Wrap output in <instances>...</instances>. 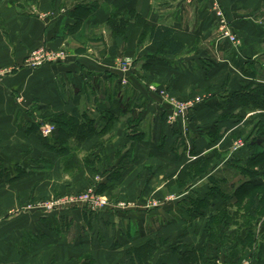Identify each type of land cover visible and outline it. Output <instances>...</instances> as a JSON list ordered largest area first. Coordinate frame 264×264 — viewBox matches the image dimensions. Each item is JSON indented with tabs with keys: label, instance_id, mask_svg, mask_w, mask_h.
<instances>
[{
	"label": "crops",
	"instance_id": "1",
	"mask_svg": "<svg viewBox=\"0 0 264 264\" xmlns=\"http://www.w3.org/2000/svg\"><path fill=\"white\" fill-rule=\"evenodd\" d=\"M80 1L0 0V67H18L36 47L66 49L65 58L58 63L37 69L23 67L0 81V163L9 168L16 164L34 167L27 177L11 183L0 177V264H118L124 249L139 246L148 238L168 241L150 264H179V256L170 251V244L186 251L206 240V217L187 212L186 204L190 200L187 197L204 195L208 175L196 179L188 191L176 187L167 193L163 179L174 178L185 163L211 155L214 148L225 161L235 153L237 158L246 157L242 156L247 152L244 140L235 136L236 131L246 129L244 121L259 111L236 106L230 94L252 82L264 83L258 76L259 68H264L255 60L262 43L261 26L256 24L261 18V0H217L242 40L238 46L217 41V16L211 0H90L96 5L93 14L75 25L70 11ZM129 8L149 26L171 29L172 39L184 44L186 50L170 55L158 50L148 37L139 41L141 29L132 21L124 34L112 35L107 25L110 12L124 13ZM41 12L49 14L40 17ZM254 26L256 32H250ZM122 57L131 61L128 73L117 66ZM156 86L180 101L197 96L199 102L185 113L194 114L189 122L183 121L186 126L179 123L182 117L168 119L173 115L172 104ZM39 105L53 112L85 111L95 120L98 130L103 129L110 114L117 116L113 127L100 133L98 139L110 135L104 155L107 151L118 153L109 161L121 163L125 170L119 180L107 181L105 193L135 199L131 208L118 211L120 208L115 207L93 214L88 223L83 209H61V216L72 220L65 226L55 222L58 218L24 210L27 201L57 191L63 163L71 158L75 167H80L81 155L87 152L82 149L89 147L87 143L75 153L59 156L48 151L36 134H27L28 123L40 118L35 111ZM138 112L141 122L136 131L143 133V139L131 142L126 121ZM226 113L243 116L242 122H217ZM216 124L223 136L214 146L205 137L196 136V129H212ZM177 135L186 145L185 150L184 146L177 148L176 156L171 146ZM191 140L197 155L189 154ZM238 141L241 144L235 147ZM92 149L90 158L97 160L98 168L104 167L107 157L94 146ZM224 160L217 164L219 169L214 175L223 183H233L235 171L224 166ZM81 169L76 180L68 181L73 190L82 189L93 174L86 167ZM154 199H158L155 205L149 202ZM215 201V206L206 212L224 208L223 201ZM224 205L227 212L234 211ZM260 224L261 219L254 241L245 238L247 232L241 219L229 225L226 230L230 236L223 243L246 248L249 255L238 261V250L236 255L228 256L227 264L245 260L264 264V230L261 236ZM215 247L216 242L211 243L201 260L195 261L217 264L215 258L225 259L228 251ZM90 257L91 261L84 260Z\"/></svg>",
	"mask_w": 264,
	"mask_h": 264
},
{
	"label": "trees",
	"instance_id": "2",
	"mask_svg": "<svg viewBox=\"0 0 264 264\" xmlns=\"http://www.w3.org/2000/svg\"><path fill=\"white\" fill-rule=\"evenodd\" d=\"M108 3L113 0H105ZM130 1V0H124ZM83 3L81 0L75 4L70 11L72 18L75 20L74 24L79 25L83 20L93 14L96 5L90 3ZM132 21L134 24L140 27V39L139 41L148 37L151 43L158 50H165L170 55H178L183 53L186 48L181 42H178L171 37L172 30L168 27L158 26L151 27L147 24L146 20L134 9H126L124 13L112 11L107 19V25L109 26L112 35L124 34L127 24ZM246 74H250L248 71H244ZM230 98L233 99L236 106L245 108L250 111L261 110L256 112L249 119L244 121L245 128L243 131H236V137H241L245 143V150L247 151L246 157H228L226 161L223 154L217 149L212 150L211 155H204L196 158L193 161L185 163L182 168L175 174L173 179L174 184L179 189H187L191 184L201 177L207 176V189L203 196L189 198L187 201V212H192L195 216H205V233L206 240L204 244L198 248H191L186 251H180L172 244L169 245L170 251L179 256V264H202L195 261L201 260L202 255L209 249L210 244L216 242L217 250H227L228 253L225 257V261L228 256L236 255L240 250L238 261L246 257L248 250L246 248H236L231 245L223 243V239L230 236L226 229L229 225H233L238 219H241L245 224L247 239L254 241L257 239L255 234L257 232L256 225L260 223L261 219V236L264 230V83H249L241 89L234 91L230 94ZM47 106L39 105L35 107V111L41 116L43 122H53L56 126V130L50 137H43L39 132V126L34 121L28 123L26 132L34 133L40 138L43 146L48 151H51L59 156H68L71 152L75 153L77 147L87 142L94 136H98L103 131H109L115 122L117 116L110 114L102 130H98L95 124V120L88 115L85 111L79 112L74 109L70 112L58 111L53 112L48 110ZM140 112L136 113L126 121V128L131 129L127 137L133 142L134 140H142L143 133L136 131V128L140 126ZM243 116L236 113H226L222 115L217 122L229 121L232 124L242 121ZM196 136H203L207 139L210 146H214L218 140L223 136L222 129L217 124L205 129H196ZM235 132V134H236ZM196 136H193L192 140ZM192 142L190 149L191 155H197L195 145ZM185 141L180 135L175 137L171 150L177 156V148H183L185 150ZM47 161L46 159H44ZM42 160V161H44ZM225 161L224 166L232 167L235 174H241L242 179L233 183H223L222 179L218 180L214 175V171L219 168L217 164ZM93 159L89 155L83 158L80 167H75L71 158L65 161L66 169L70 171L81 170L86 167L92 171V173L98 171V167L92 164ZM216 167V168H215ZM33 166L24 167L16 164L13 168H9L1 165L0 163V177L4 176L7 183L23 179L32 173ZM107 188L106 183H100L97 186V192L103 193ZM215 199L223 201V209L218 208L216 212H206L211 207L215 206ZM185 200V199H184ZM183 201V200H182ZM226 206L232 207L234 211L229 213L225 209ZM239 212H242L238 214ZM237 239V237H236ZM167 239L148 238L143 244L139 246H130L123 250L122 256L118 264H150L151 259L157 254V252L167 244ZM230 260V257H229ZM157 264H166L159 262ZM206 264V263H203Z\"/></svg>",
	"mask_w": 264,
	"mask_h": 264
},
{
	"label": "rangeland",
	"instance_id": "3",
	"mask_svg": "<svg viewBox=\"0 0 264 264\" xmlns=\"http://www.w3.org/2000/svg\"><path fill=\"white\" fill-rule=\"evenodd\" d=\"M261 18H258L257 19V25L258 26H261V45L259 46V48L258 49H260V51L257 53V56L255 57V60L258 62V64L259 65H262L263 66V68H264V36H263V38H262V35L264 34V0H261ZM42 14H39V16L40 17H45L46 15L48 16V14H49V12L48 13H43V12H41ZM224 13V12H223ZM225 15V14H224ZM226 17V16H225ZM255 24V25H256ZM229 26H230V29H231V32L234 34V35H236V32L235 31H233V27H232V25H231V23L229 22ZM236 28H238V26H236ZM254 28H255V26L252 28V30H250V32L252 31V32H256L255 30H254ZM256 29V28H255ZM238 30V29H237ZM236 30V31H237ZM218 33V23H217V31H216V34ZM237 36V38H238V40H239V43L238 44H236V46H238L239 44H241L242 43V40L241 39H239V36L238 35H236ZM139 39H140V34H139ZM217 41H222V44H223V41L225 42V41H227V40H217ZM227 42H229V41H227ZM230 43V42H229ZM218 44H220V42L218 43ZM225 44V46H226V49H230V47L228 46V44L227 43H224ZM224 46V47H225ZM252 46V45H251ZM252 47H257V46H252ZM251 47V48H252ZM38 48H41V47H36V48H34V49H32V50H35V49H38ZM49 49V48H48ZM257 49V48H256ZM32 50H30V51H32ZM55 50H58V49H55ZM59 50H63L64 52H65V54H66V49H65V47H61V48H59ZM58 50V51H59ZM29 51V52H30ZM29 52L27 53V55H26V57L28 56V54H29ZM26 57L24 58V60L22 61V64L21 65H19L18 67H9V66H2V67H0V69H9V68H13L12 70H11V72L9 73V74H7V76L6 77H8V76H10V75H12L16 70H18V69H21V68H23L24 66H23V62L25 61V59H26ZM122 60H126V61H128L129 62V65H130V59L128 58V57H122V58H120L118 61H117V66L119 67V65H121V62H122ZM58 63V62H57ZM49 64H51V63H49ZM128 65V71L127 72H125V73H128L129 71H130V66ZM16 66V65H15ZM24 68H26V67H24ZM121 71H123V70H121ZM259 78H263L264 79V70H261V67L259 68ZM3 79H5V78H3ZM2 79V80H3ZM154 86V85H153ZM157 87V86H156ZM157 91L160 93L161 91H163L164 93H165V95H166V97H169V93H168V91L166 92L165 90H163V89H161L160 87H157ZM173 96V95H172ZM174 97V96H173ZM175 99L177 100V101H179L180 103H185L186 105H187V103H188V108H187V110H186V112L191 108V109H193L194 108V106L196 105V103H198L199 102V99L197 98V96H195V97H193V98H191V99H188V100H184V101H180V100H178L176 97H175ZM191 102V103H190ZM171 107H172V109H174V107H173V105H171ZM254 111H260L261 112V110H254ZM185 112V113H186ZM185 113H184V115H177L176 117H178V119L179 118H181L182 117V119H184V117L186 116V118H185V120H182V119H180V121H182V122H179V123H181V125L183 126V125H185L186 126V124L184 123V122H189V117H190V115L192 114V116L194 115L193 114V111H192V113L189 115H185ZM172 118L173 119H175V117L173 116V115H171V116H169V118L168 119H170L171 121H172ZM184 121V122H183ZM35 123H37L38 124V126H39V132H40V134H41V136H43V137H50L54 132H52L51 134H49V135H47V136H44L43 134H42V129H44L45 127H46V125L47 124H51V125H54V127H55V130H56V126H55V124L53 123V122H51V121H49L48 123L47 122H43V120H42V118H41V116H40V118L39 119H35V121H34ZM176 121H174V123H175ZM242 122V121H241ZM145 126H147V124L145 125ZM54 130V131H55ZM111 139V137H110V135H108L107 137H105L104 139L103 138H99L98 139V136L96 135V136H94L93 138H91L90 140H88L87 142H83V143H81L79 146H78V148L77 149H81V145H84V144H87L88 143V145H89V147H86L85 148V146H84V148L82 149V150H87V152H86V154H84V155H81L82 156V161H83V158L84 157H86L87 155H89L90 157H92V155H93V153H92V148H93V146H94V149L96 148L98 151H99V153L101 154V155H103V157L104 156H106L107 157V161H106V163H105V166L104 167H102V168H98V171L97 172H94L92 175H91V178L90 179H88V183H87V185H85L82 189H76V190H73L72 188L73 187H71V184L70 183H68V181H73V180H76L77 179V176L80 174V172H81V170H75V171H70L69 172V170L68 169H66L65 167H66V165L63 163V167L61 168V175H60V178H61V180H60V182H59V184L57 185V187H59L58 189H57V191H53V192H48L47 194H44L43 196H41V197H39V198H37V199H33V200H29V201H27V203L25 204V206L23 207L24 208V210H26V211H30V210H32V211H34V212H36V213H38V214H41L42 216H45V217H47V218H49V219H57L58 218V220L57 221H55L56 223H58V224H61L62 226H65V225H68V224H70L71 222H72V220L69 218V216H66V215H64V216H61L62 214L60 213V211H61V209H72V208H74V209H83L84 210V213H86V217H83V218H85V220H86V222L88 223V221H91V219H92V216H93V214H99L100 212H103V211H105V210H114V208L116 207L117 209L118 208H120L118 211H126L125 209H129V208H131L132 206H133V200L135 201V199H127V198H123V196L122 197H119V195L116 197L115 195V193L113 192V193H109V192H107V193H105V191L103 192V193H98L97 192V186L100 184V183H106V185H107V181L108 180H112V181H117V180H119V177H121V174H123L122 172H123V170H125L124 168H123V166H121V163H115V161H113V160H111V161H109V159H112L113 158V156H117L118 155V153H114L113 154V152H106V155H104V145L106 144V143H108V141ZM237 145H239L238 144V142H236V145H235V147L237 146ZM87 146V145H86ZM89 150V151H88ZM236 152V151H235ZM247 153V152H246ZM246 153L244 152L243 153V155L242 156H246ZM117 154V155H116ZM190 155H191V153H189ZM76 155V154H75ZM235 155H237L236 153H235ZM235 155H233V157L235 156ZM239 155V154H238ZM110 158H109V157ZM240 156V155H239ZM187 157V153L185 154V158ZM188 158V157H187ZM93 159V158H92ZM114 159V158H113ZM189 159V158H188ZM95 162H97V160H95V159H93V162H91L92 164H94V165H96V163ZM80 164V163H79ZM236 177H235V179L236 180H234V182H237V180H239V179H242L243 178V176L241 175V174H236L235 175ZM173 179L174 178H172V176H171V179H169L168 181L166 180H164L163 179V182H165L164 183V187L166 188V193L167 192H169V190H173V189H176V184H174V182H173ZM178 188V187H177ZM190 188V187H189ZM189 188H187V191L189 190ZM75 189V188H74ZM94 191L96 194H98V195H101V196H103V197H105L106 199H107V201H108V204L107 205H105V207H103V208H101L100 210H94V209H92V208H90L87 204H85V203H76V204H70L71 202L69 201V200H67V204H64L63 206H61V207H59V208H57V210H55V211H53V212H50V213H48L47 211H45L44 209H40V208H38L37 207V205L38 204H41V203H47V202H51V201H58V200H64V199H68V198H71V197H75V196H80L81 194H84V193H87V192H89V191ZM115 194V195H114ZM154 201V202H153ZM153 201H149V202H152V203H154L153 205H155V203H157V201H158V199H154ZM151 203V204H152ZM119 204H122V208L121 207H119ZM37 207V208H36ZM94 212H96V213H94ZM58 215V216H57ZM89 230H91V227L89 228ZM99 235V234H98ZM100 239V238H99ZM84 259V258H83ZM216 260V262L218 261V260H220L221 262H225V260L224 259H220V258H215ZM85 261H91L92 260V258L90 257V258H85L84 259ZM218 264V263H217Z\"/></svg>",
	"mask_w": 264,
	"mask_h": 264
},
{
	"label": "built area",
	"instance_id": "4",
	"mask_svg": "<svg viewBox=\"0 0 264 264\" xmlns=\"http://www.w3.org/2000/svg\"><path fill=\"white\" fill-rule=\"evenodd\" d=\"M213 2L214 9L216 10V16H217V23H218V33H217V39L218 40H227L231 44L236 45L239 43V40L236 35H234L231 32L229 21L225 17L223 11L220 9L217 0H211ZM66 54L63 50H52L45 47H41L35 50H32L29 52L28 56L26 57L25 61L23 62V66L29 69H37L42 66H46V64L49 63H57L62 61L65 58ZM128 65L129 62L126 60H122L121 65H119V68L123 70V72L128 71ZM13 68L9 69H0V81H2L3 78H6L7 74L11 72ZM123 82H125V79L123 78ZM151 89H154V87H150ZM162 96H164L169 103H171L174 107L173 109V116L177 115H184L188 108L185 103H180L175 98L166 97L165 93L163 91L160 92ZM191 103V102H190ZM171 116V115H170ZM55 130L54 125L47 124L44 129H42V134L44 136H47L51 134ZM238 144H241V141H238ZM238 147V145L236 146ZM67 200H69L70 204H76V203H85L90 208L94 210H100L101 208L105 207V205L108 204V201L105 197L96 194L94 191H89L87 193L81 194L80 196L71 197L64 200H58V201H49L47 203H41L38 204L37 207L40 209H44L48 213L53 212L57 210V208L63 206L64 204H67ZM122 204H119V207H121ZM36 207V208H37ZM122 208V207H121ZM218 264H227L226 262H221L220 260L217 261ZM241 264H249L248 260L243 261Z\"/></svg>",
	"mask_w": 264,
	"mask_h": 264
}]
</instances>
